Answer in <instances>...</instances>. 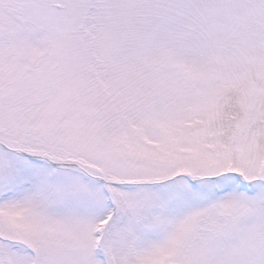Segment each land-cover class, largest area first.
<instances>
[{
  "label": "snow or ice",
  "instance_id": "snow-or-ice-1",
  "mask_svg": "<svg viewBox=\"0 0 264 264\" xmlns=\"http://www.w3.org/2000/svg\"><path fill=\"white\" fill-rule=\"evenodd\" d=\"M0 264H264V0H0Z\"/></svg>",
  "mask_w": 264,
  "mask_h": 264
}]
</instances>
